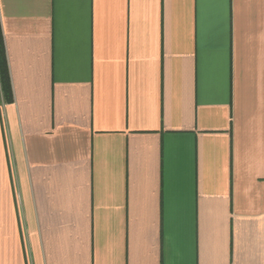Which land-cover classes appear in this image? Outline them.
Masks as SVG:
<instances>
[{
    "label": "crops",
    "instance_id": "crops-1",
    "mask_svg": "<svg viewBox=\"0 0 264 264\" xmlns=\"http://www.w3.org/2000/svg\"><path fill=\"white\" fill-rule=\"evenodd\" d=\"M0 18V264H264V0Z\"/></svg>",
    "mask_w": 264,
    "mask_h": 264
},
{
    "label": "trees",
    "instance_id": "trees-1",
    "mask_svg": "<svg viewBox=\"0 0 264 264\" xmlns=\"http://www.w3.org/2000/svg\"><path fill=\"white\" fill-rule=\"evenodd\" d=\"M0 92L5 96H7V99L13 100L10 71L8 66L1 18H0Z\"/></svg>",
    "mask_w": 264,
    "mask_h": 264
}]
</instances>
